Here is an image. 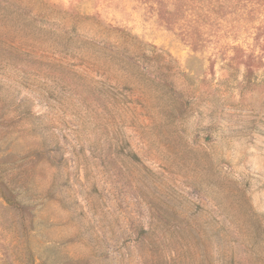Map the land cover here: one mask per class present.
Instances as JSON below:
<instances>
[{"label":"rangeland","instance_id":"rangeland-1","mask_svg":"<svg viewBox=\"0 0 264 264\" xmlns=\"http://www.w3.org/2000/svg\"><path fill=\"white\" fill-rule=\"evenodd\" d=\"M0 264H264V0H0Z\"/></svg>","mask_w":264,"mask_h":264},{"label":"trees","instance_id":"trees-1","mask_svg":"<svg viewBox=\"0 0 264 264\" xmlns=\"http://www.w3.org/2000/svg\"><path fill=\"white\" fill-rule=\"evenodd\" d=\"M168 4H170V2H166V3H163V2H159V12H160V16H161V18L162 19H164L165 21H167V12H163V6H165V5H168Z\"/></svg>","mask_w":264,"mask_h":264}]
</instances>
